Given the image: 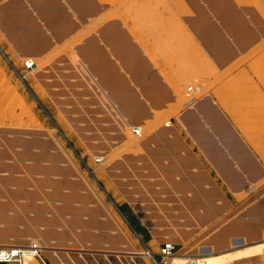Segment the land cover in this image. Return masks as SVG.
<instances>
[{"label": "rangeland", "instance_id": "rangeland-1", "mask_svg": "<svg viewBox=\"0 0 264 264\" xmlns=\"http://www.w3.org/2000/svg\"><path fill=\"white\" fill-rule=\"evenodd\" d=\"M116 1H111L112 14L106 20L95 26L88 23L39 59L15 52L0 30V152L4 153L0 176L12 172L15 178L26 179V190L36 198L33 214L41 212L46 218L40 230L38 219L27 222L21 232L1 229L0 249L31 250L36 245L45 249L52 264H67L79 245L122 241L134 247L130 252L142 254L144 264H188L189 257L197 264H264V238L247 241L262 227L248 210L255 195L256 202L263 198L264 179L232 193L174 121L209 96L264 167V42L244 55L241 63L235 61L231 68L240 63L237 68L219 71L184 24L183 18L193 13L183 0ZM123 16L141 54L180 95L170 113L157 115L155 123L175 125L186 143L185 153L203 165L214 183L213 188L202 186L209 196L198 202L187 200L196 190L186 184L195 170L192 162L185 161L176 174L170 172L176 166L153 155L159 149L151 138L154 124L148 123L136 135L133 131L139 127L119 119L120 111L77 54L76 48L105 23ZM141 27L138 39L135 33ZM23 46L27 53L38 52ZM26 60L33 66L25 67ZM14 137L15 146L10 147ZM160 151L172 153L178 148ZM44 180L45 187L36 185ZM256 206L259 210L261 203ZM224 207L228 209L223 211ZM192 208L204 209L208 217L192 218ZM108 227L113 235L94 233ZM240 240L244 246L232 245ZM166 244L174 250L164 256L160 250ZM204 247L218 252L204 257L200 254ZM37 258L33 254L20 260ZM211 258L216 260H206Z\"/></svg>", "mask_w": 264, "mask_h": 264}, {"label": "crops", "instance_id": "crops-1", "mask_svg": "<svg viewBox=\"0 0 264 264\" xmlns=\"http://www.w3.org/2000/svg\"><path fill=\"white\" fill-rule=\"evenodd\" d=\"M183 1L193 13V16L183 18L184 24L219 71L237 68L244 55L248 52L254 53L256 50L253 49L264 42V0ZM111 7V2L102 5L98 0H8L0 4V30L15 52L39 59L52 51L55 45L63 44L88 23L95 26L106 20L112 14ZM137 8L141 9L140 1ZM99 16L103 18L101 22L95 20ZM126 19L123 16L121 20L105 23L82 46L76 48L77 54L93 80L102 85L112 106H116L120 111L119 119L128 124H136L135 127L139 129L146 128L148 123L154 124L151 138L159 145V149H155L153 155L164 157L176 166L170 172L176 174L180 172L179 168L184 166L185 161L192 162L195 170L191 173V181L186 184L196 187V190L187 196V200L190 203L198 202L209 196L203 187L213 188L214 183L203 165L192 154L185 153L183 146H186V143L180 132L174 129L175 125L169 121L168 124L158 127L155 123L157 115L170 113V109L177 105L180 95L173 93L161 76L152 69L148 59L141 54L140 47L132 40L134 35L124 27L123 21ZM140 29L135 33L138 39L143 31L142 27ZM119 43L124 46L118 51L115 48ZM24 44L26 47L36 48L38 52L27 53L24 51L27 50ZM130 46L135 48L132 52L129 51ZM23 51L25 53H22ZM235 61H239V65L231 68ZM108 84L119 86L120 91L129 92L131 97L128 101H124V98L119 100L117 95H112ZM174 121L184 129L186 136L192 141L191 146L200 150L232 193H241L264 179V167L220 109L213 105L209 96L197 100L193 108L185 110ZM15 137L9 141L10 147L15 146ZM171 146H176L178 151H160ZM1 154L4 153L0 152ZM14 175L10 172L7 176H0V217L13 223L4 225L0 222V230L7 229L11 234L21 232L26 223L33 219H38V230L45 228L41 221L46 219L45 215L41 212L33 214L36 198L26 190L28 181L15 178ZM36 185L42 188L48 185V182L39 181ZM218 196L220 197L217 201H222V194ZM256 198L257 195L251 200L255 202L252 207L257 213H251L252 207L248 213L262 227L256 237L247 241L258 242L262 240L264 232V196L257 202ZM257 203H261L259 210ZM227 209L228 207H224L223 211ZM190 216L207 218L208 214L204 209L199 212V209L192 208ZM94 233L113 235L114 231L108 227L95 229ZM243 241L239 242L244 246ZM133 248H130L128 242L122 241L87 243L73 250L71 261L67 264H144L140 257L142 254L130 252L134 251ZM209 249L213 251L202 256L218 252L212 247ZM51 255L56 257L55 253ZM206 260L214 261L216 258ZM10 264H52V259L44 254L32 261L20 260Z\"/></svg>", "mask_w": 264, "mask_h": 264}, {"label": "built area", "instance_id": "built-area-1", "mask_svg": "<svg viewBox=\"0 0 264 264\" xmlns=\"http://www.w3.org/2000/svg\"><path fill=\"white\" fill-rule=\"evenodd\" d=\"M25 67L30 68L33 66V62L31 60H26L24 62ZM192 88H189L188 91H191ZM188 95V94H187ZM136 135L140 136V129L136 128L133 131ZM28 249L36 251L38 254L37 257L41 258L40 253L43 252V248H39L36 245L30 246ZM174 250V247L171 244L164 245L161 250L160 254L167 256ZM24 255V248L18 249V248H10V249H0V264H10L14 262H19L20 259ZM188 264H197V261L191 257L188 258Z\"/></svg>", "mask_w": 264, "mask_h": 264}, {"label": "bare ground", "instance_id": "bare-ground-1", "mask_svg": "<svg viewBox=\"0 0 264 264\" xmlns=\"http://www.w3.org/2000/svg\"><path fill=\"white\" fill-rule=\"evenodd\" d=\"M111 1H114V0H111ZM110 1V2H111ZM103 18H101V16H99V17H97L95 20L96 21H100L101 22V20H102ZM95 23V22H94ZM96 24H98V23H96ZM122 46H124L123 45V43H119L118 45H117V47L115 48V49H117L118 51L120 50V49H122ZM133 49H135V48H133V47H131L130 46V48H129V51L130 52H132L133 51ZM136 62V61H135ZM109 85V87H110V89H111V91H112V95L113 96H118V99L119 100H122L123 98H124V101L125 100H129V97H131V95H130V93L129 92H127V91H125V90H123V91H120V87L119 86H117V85H112V84H108ZM110 95V94H109ZM111 96V95H110ZM112 97V96H111ZM113 98V97H112ZM114 99V98H113ZM133 111V113L135 112V108L132 110ZM132 111H131V113H132ZM195 185V184H194ZM251 212H253L252 214H255V213H257V211H256V209L254 208L253 210H250ZM258 216V215H257ZM263 236H264V232H263ZM264 238V237H263ZM245 242V241H244ZM239 243H241V242H239ZM239 243H237V242H235V241H232V245H235V246H237ZM14 248V247H13ZM16 248H18V249H22V247H16ZM201 251H200V254H204V255H206V254H208V253H210V252H212L213 251V249H208V248H201L200 249ZM37 252L36 251H34V250H24V255L23 256H30V255H33V254H35L36 256H38V254H36Z\"/></svg>", "mask_w": 264, "mask_h": 264}, {"label": "water", "instance_id": "water-1", "mask_svg": "<svg viewBox=\"0 0 264 264\" xmlns=\"http://www.w3.org/2000/svg\"><path fill=\"white\" fill-rule=\"evenodd\" d=\"M2 157H0V158H2ZM0 222L4 223V225H8V224L11 225V224H13L12 222H9V220L3 219L2 217H0ZM2 231L5 232V233H9V231L7 229L6 230L3 229ZM9 234H11V233H9Z\"/></svg>", "mask_w": 264, "mask_h": 264}]
</instances>
